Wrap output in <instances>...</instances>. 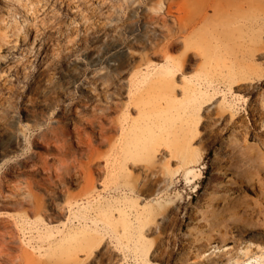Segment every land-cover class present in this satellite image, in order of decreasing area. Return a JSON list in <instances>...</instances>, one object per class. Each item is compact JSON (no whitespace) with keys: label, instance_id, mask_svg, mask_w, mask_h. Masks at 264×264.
Wrapping results in <instances>:
<instances>
[{"label":"rangeland","instance_id":"rangeland-1","mask_svg":"<svg viewBox=\"0 0 264 264\" xmlns=\"http://www.w3.org/2000/svg\"><path fill=\"white\" fill-rule=\"evenodd\" d=\"M4 31L0 264H264L188 235L232 131L264 148V0H0Z\"/></svg>","mask_w":264,"mask_h":264},{"label":"bare ground","instance_id":"bare-ground-1","mask_svg":"<svg viewBox=\"0 0 264 264\" xmlns=\"http://www.w3.org/2000/svg\"><path fill=\"white\" fill-rule=\"evenodd\" d=\"M209 4L214 5L213 11L223 12L224 7L233 5L254 9L258 3ZM0 36L1 49L2 44L7 45L2 41L8 36L5 31ZM224 143L229 150L226 155L220 149L215 153L211 175L199 200L203 203L197 206L198 215L191 221L188 235L195 230L196 241L219 238L223 245L233 242L238 246L245 236L264 238L260 236L264 233V220L260 218L264 217V202L260 200L264 199V148L252 142L247 133L239 141L237 130ZM223 175L227 178L224 182ZM234 259L230 255L222 261L232 264Z\"/></svg>","mask_w":264,"mask_h":264}]
</instances>
